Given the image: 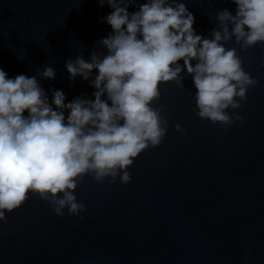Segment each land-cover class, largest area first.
<instances>
[{
    "label": "water",
    "instance_id": "water-1",
    "mask_svg": "<svg viewBox=\"0 0 264 264\" xmlns=\"http://www.w3.org/2000/svg\"><path fill=\"white\" fill-rule=\"evenodd\" d=\"M183 2L206 38L220 27L218 11L236 10L232 0ZM110 11L98 0H0V68L37 76L50 99L53 89L66 103L92 98L88 81L68 79L65 62L106 51L99 41L111 28L99 21ZM225 47L257 80L239 108L226 110L242 119L222 126L200 118L182 71L183 87L160 86L153 106L167 131L133 160L130 181L86 175L74 190L86 206L77 216H58L29 194L0 221V264H264V44L245 49L233 37ZM46 66L54 79L41 77Z\"/></svg>",
    "mask_w": 264,
    "mask_h": 264
},
{
    "label": "clouds",
    "instance_id": "clouds-1",
    "mask_svg": "<svg viewBox=\"0 0 264 264\" xmlns=\"http://www.w3.org/2000/svg\"><path fill=\"white\" fill-rule=\"evenodd\" d=\"M232 3L235 14L218 11L220 27L206 38L197 34L183 0H98L111 9L99 21L111 28L99 41L106 51L65 62L68 79L88 81L92 98L66 103L64 92L53 89L50 99L37 76L10 77L0 68V221L29 194L58 216L64 209L77 216L86 206L74 190L86 175L98 183L118 176L128 183L133 160L158 146L167 131L161 109L153 106L160 86L175 81L183 87L182 71L192 77L200 118L222 126L242 119L226 110L239 108L257 80L236 48L225 44L233 37L245 49L264 44V0ZM40 75L52 80L56 72L46 66Z\"/></svg>",
    "mask_w": 264,
    "mask_h": 264
}]
</instances>
